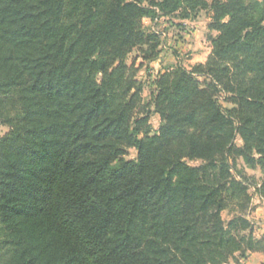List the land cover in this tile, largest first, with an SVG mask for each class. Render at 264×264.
<instances>
[{
  "label": "trees",
  "instance_id": "trees-1",
  "mask_svg": "<svg viewBox=\"0 0 264 264\" xmlns=\"http://www.w3.org/2000/svg\"><path fill=\"white\" fill-rule=\"evenodd\" d=\"M201 11L206 62L157 73L144 103L128 57L161 52L144 20ZM0 122V264L264 253L249 178L233 173L237 159L259 168L264 200V0H0Z\"/></svg>",
  "mask_w": 264,
  "mask_h": 264
},
{
  "label": "rangeland",
  "instance_id": "rangeland-1",
  "mask_svg": "<svg viewBox=\"0 0 264 264\" xmlns=\"http://www.w3.org/2000/svg\"><path fill=\"white\" fill-rule=\"evenodd\" d=\"M210 22L209 13L207 11L199 12L197 18L194 20H182L178 16L161 18L155 21L149 19L144 20L146 28L160 34L161 38V52L156 60L152 62H143L140 58V53L136 50L128 57L129 64L136 61V67L141 66L138 78L145 86L143 93L144 103H148L152 99V93L155 90L154 81L157 73L164 72L179 64L190 70L195 65L199 64L200 60H205L208 52L211 53L212 47L208 39L211 35L208 29ZM216 34V32H213L212 36H216ZM224 106L229 107L227 104H224ZM150 124L153 131H157L161 124L160 117L152 113ZM8 131L9 127L0 122V138L8 133ZM236 144L242 146V141L237 138ZM136 157L137 151L131 149L126 159L130 160ZM188 163L193 166L199 164L197 161H188ZM233 173L238 178L241 173H245L249 178L248 184H250V193L254 200V211L250 214L249 218L254 223L256 238H264L258 235V229L260 225H262V220L255 215L257 208H264V200H260L255 192L256 186L262 182V172L259 168L254 170L248 168L242 159H237L234 164ZM222 217L225 222H228L233 217V213L225 211L222 213ZM246 261L247 259L241 260L238 264H243ZM230 264L236 263L231 262Z\"/></svg>",
  "mask_w": 264,
  "mask_h": 264
},
{
  "label": "crops",
  "instance_id": "crops-1",
  "mask_svg": "<svg viewBox=\"0 0 264 264\" xmlns=\"http://www.w3.org/2000/svg\"><path fill=\"white\" fill-rule=\"evenodd\" d=\"M210 55V52H208V54L205 57V60H200L199 64H204L205 61L207 60L208 56ZM255 215H257L258 217H260V219L262 220V225H260V228L258 229V235L261 237H264V208H257ZM259 219V218H257ZM243 264H264V253H253L249 256V258L247 259L246 262H244Z\"/></svg>",
  "mask_w": 264,
  "mask_h": 264
}]
</instances>
